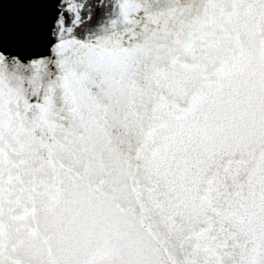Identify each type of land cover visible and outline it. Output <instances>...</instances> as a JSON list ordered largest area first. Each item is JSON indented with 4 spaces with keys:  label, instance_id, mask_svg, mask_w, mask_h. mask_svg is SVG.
I'll return each mask as SVG.
<instances>
[{
    "label": "snow or ice",
    "instance_id": "6c2138e0",
    "mask_svg": "<svg viewBox=\"0 0 264 264\" xmlns=\"http://www.w3.org/2000/svg\"><path fill=\"white\" fill-rule=\"evenodd\" d=\"M0 264H264V0H0Z\"/></svg>",
    "mask_w": 264,
    "mask_h": 264
},
{
    "label": "water",
    "instance_id": "95a60500",
    "mask_svg": "<svg viewBox=\"0 0 264 264\" xmlns=\"http://www.w3.org/2000/svg\"><path fill=\"white\" fill-rule=\"evenodd\" d=\"M44 6L34 4H3V24L5 32L8 33L12 28L33 15Z\"/></svg>",
    "mask_w": 264,
    "mask_h": 264
}]
</instances>
